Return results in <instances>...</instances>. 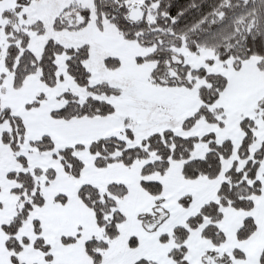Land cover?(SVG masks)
Returning <instances> with one entry per match:
<instances>
[{
  "label": "snow or ice",
  "instance_id": "1",
  "mask_svg": "<svg viewBox=\"0 0 264 264\" xmlns=\"http://www.w3.org/2000/svg\"><path fill=\"white\" fill-rule=\"evenodd\" d=\"M0 264H264V0H0Z\"/></svg>",
  "mask_w": 264,
  "mask_h": 264
}]
</instances>
